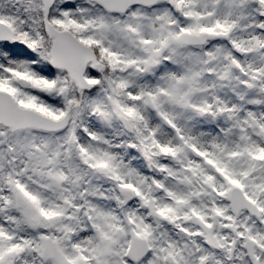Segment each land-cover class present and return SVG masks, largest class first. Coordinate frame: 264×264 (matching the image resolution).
Segmentation results:
<instances>
[{
    "label": "snow or ice",
    "instance_id": "6c2138e0",
    "mask_svg": "<svg viewBox=\"0 0 264 264\" xmlns=\"http://www.w3.org/2000/svg\"><path fill=\"white\" fill-rule=\"evenodd\" d=\"M0 264H264V0H0Z\"/></svg>",
    "mask_w": 264,
    "mask_h": 264
}]
</instances>
